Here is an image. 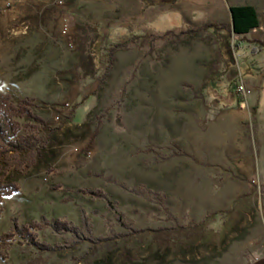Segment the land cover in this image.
<instances>
[{
  "label": "rangeland",
  "instance_id": "rangeland-1",
  "mask_svg": "<svg viewBox=\"0 0 264 264\" xmlns=\"http://www.w3.org/2000/svg\"><path fill=\"white\" fill-rule=\"evenodd\" d=\"M11 2L0 93L28 98L44 125L32 165L8 173L19 190L0 235L39 226L44 247L16 239L0 264H264V49L231 34L229 12L253 7L244 37L263 42L264 0ZM93 28L90 79L79 55Z\"/></svg>",
  "mask_w": 264,
  "mask_h": 264
},
{
  "label": "trees",
  "instance_id": "trees-1",
  "mask_svg": "<svg viewBox=\"0 0 264 264\" xmlns=\"http://www.w3.org/2000/svg\"><path fill=\"white\" fill-rule=\"evenodd\" d=\"M140 1L143 7L148 9L172 5L180 0ZM230 13L231 34L247 46L264 49V40L263 42H254L244 37L258 28L259 23L255 9L251 6H237L231 7ZM99 40L98 30L93 28L92 37L87 40L84 46L80 47L79 68L86 78L93 79L98 73L96 65L99 55ZM109 57L111 58V54ZM235 85L236 82H234ZM31 108V101L28 98L15 101L10 95L0 93V218L3 201L15 195L19 190L18 185L10 180L12 177L8 173L10 171L17 174L22 173L24 170L22 168L28 169L36 157L39 145L38 131L44 122L33 114ZM84 193L100 200L106 199L100 191H85ZM45 225L56 233L76 234V229L65 221H54L45 223ZM39 231V226L35 225L13 227L8 233L0 235V253H5L16 239H21L28 247L43 249L44 246L38 239Z\"/></svg>",
  "mask_w": 264,
  "mask_h": 264
},
{
  "label": "built area",
  "instance_id": "built-area-1",
  "mask_svg": "<svg viewBox=\"0 0 264 264\" xmlns=\"http://www.w3.org/2000/svg\"><path fill=\"white\" fill-rule=\"evenodd\" d=\"M4 1V7L6 9L11 8L10 6V0H3ZM22 1H26V0H21ZM3 7V8H4ZM251 91L241 82L239 81L236 85H235V95L242 101L245 102L248 97L250 96Z\"/></svg>",
  "mask_w": 264,
  "mask_h": 264
},
{
  "label": "crops",
  "instance_id": "crops-1",
  "mask_svg": "<svg viewBox=\"0 0 264 264\" xmlns=\"http://www.w3.org/2000/svg\"><path fill=\"white\" fill-rule=\"evenodd\" d=\"M10 4H13L12 2H11V0H10ZM21 5H22V3H18L17 5H16V8H19V7H21ZM3 7H4V1L3 0H0V9H3ZM15 8V9H16ZM14 9V8H13ZM12 9V10H13ZM264 149V148H263ZM242 166H244V169L245 170H249L251 167V161H250V159H246L245 160V158H243V162H242ZM246 166V167H245ZM254 167H255V164H254Z\"/></svg>",
  "mask_w": 264,
  "mask_h": 264
},
{
  "label": "water",
  "instance_id": "water-1",
  "mask_svg": "<svg viewBox=\"0 0 264 264\" xmlns=\"http://www.w3.org/2000/svg\"><path fill=\"white\" fill-rule=\"evenodd\" d=\"M230 12V11H229ZM230 16H231V13H230ZM231 27H232V23H231Z\"/></svg>",
  "mask_w": 264,
  "mask_h": 264
}]
</instances>
